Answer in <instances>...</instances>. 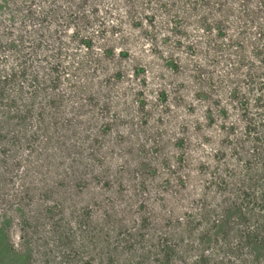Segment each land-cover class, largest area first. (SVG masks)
I'll return each instance as SVG.
<instances>
[{
    "label": "rangeland",
    "instance_id": "obj_1",
    "mask_svg": "<svg viewBox=\"0 0 264 264\" xmlns=\"http://www.w3.org/2000/svg\"><path fill=\"white\" fill-rule=\"evenodd\" d=\"M24 5L35 14L30 20L22 19ZM52 5L59 12L46 16ZM121 14L111 0H0V75L16 74L0 98V264L155 263L154 247L166 232V204L176 184L163 158L174 163L179 130L167 122V104L157 101L160 89L168 98L173 94L168 76L162 75L166 66L140 32L119 27L115 18L126 21ZM83 16L91 32L102 25L107 31L95 38L94 53L99 56L109 45L114 54L103 57L102 71L88 67L75 77V59L85 57L86 49L69 29L77 25L81 38L86 37L88 30L80 28ZM9 39L20 46L9 47ZM161 51L165 57L167 50ZM20 60L26 61L24 77L19 76ZM56 64L60 82L52 89L47 80ZM42 82L44 91L33 100L31 93ZM72 83L80 87L78 97L94 100L84 103L77 118L68 112L74 100H66L68 121L42 126L40 103L56 89L66 98L73 95ZM6 96L16 97L9 109ZM24 108L31 109L25 121L7 118L8 112L21 114ZM170 112L183 115L178 106ZM50 122L48 112L43 123ZM156 139L161 147L155 151ZM142 163L152 170L137 172ZM165 179L170 185L163 184ZM196 254L187 255L186 263ZM180 255L175 252L176 258Z\"/></svg>",
    "mask_w": 264,
    "mask_h": 264
},
{
    "label": "trees",
    "instance_id": "obj_2",
    "mask_svg": "<svg viewBox=\"0 0 264 264\" xmlns=\"http://www.w3.org/2000/svg\"><path fill=\"white\" fill-rule=\"evenodd\" d=\"M111 1L126 19L115 18L119 27L126 24L149 42L153 54L166 66L168 72L162 75L168 76L173 88L170 98L162 89L157 94V101L167 104V122L178 125L179 135L174 139V163L163 158L176 184L166 204V232L154 247V264H187L186 257L192 252L197 254L190 264H264V0ZM23 7L22 19L30 20L35 14L28 5ZM57 8L52 5L46 16L57 14ZM91 12L94 15L96 9ZM16 19L12 17V25ZM81 20L80 28L88 30L86 37L81 38L77 25L69 29L86 49L85 57L75 59V77L84 75L88 67L102 71L103 57L114 54L109 45L99 56L94 53L95 38L107 31L102 25L91 32L88 17ZM18 42L9 39L8 46L17 49ZM162 47L167 50L165 57ZM25 63L20 60L19 76L27 72ZM58 68L56 64L49 69L52 76L47 81L52 89L60 82ZM12 71L0 75L2 99L16 80ZM42 85L35 86L30 98L44 91ZM79 89L72 83L73 95L66 98L56 89L50 100L40 103L42 126L67 122L64 102L69 99L74 100L69 115L80 117L84 103L94 98L78 97L75 93ZM15 99L6 96L8 109ZM171 106L181 108L183 115L176 117ZM12 112L7 118L15 116L23 122L31 109L24 108L16 115ZM48 112L51 122L46 125L43 119ZM141 112L145 115L143 107ZM153 143L155 151L160 149L158 139ZM146 168L148 164L142 163L137 172ZM163 184L170 185V179ZM109 217L106 212L104 218ZM123 236L129 241V234ZM143 237L139 235L141 240ZM178 250L181 255L176 258Z\"/></svg>",
    "mask_w": 264,
    "mask_h": 264
}]
</instances>
